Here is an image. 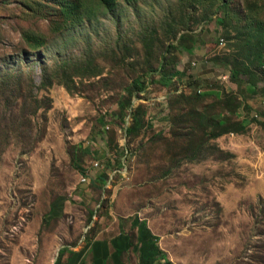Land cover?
Segmentation results:
<instances>
[{
    "label": "rangeland",
    "instance_id": "374dc122",
    "mask_svg": "<svg viewBox=\"0 0 264 264\" xmlns=\"http://www.w3.org/2000/svg\"><path fill=\"white\" fill-rule=\"evenodd\" d=\"M0 74V264H264V0H0Z\"/></svg>",
    "mask_w": 264,
    "mask_h": 264
},
{
    "label": "crops",
    "instance_id": "0c3cea01",
    "mask_svg": "<svg viewBox=\"0 0 264 264\" xmlns=\"http://www.w3.org/2000/svg\"><path fill=\"white\" fill-rule=\"evenodd\" d=\"M137 218L143 219L140 212L131 217L117 209L107 211L99 218L95 234L73 247L67 264H139L148 253Z\"/></svg>",
    "mask_w": 264,
    "mask_h": 264
},
{
    "label": "trees",
    "instance_id": "16d2710c",
    "mask_svg": "<svg viewBox=\"0 0 264 264\" xmlns=\"http://www.w3.org/2000/svg\"><path fill=\"white\" fill-rule=\"evenodd\" d=\"M0 78H1V83H3L5 81L4 75L0 74ZM17 84L21 87V82H18ZM5 94H6V91L3 90V95H5ZM11 115L12 116L10 118L9 115H8V111H6L2 107H0V116L3 118V120H6V121H10L11 120V122H14L15 121L14 110H12V109H11Z\"/></svg>",
    "mask_w": 264,
    "mask_h": 264
},
{
    "label": "built area",
    "instance_id": "2783aa9c",
    "mask_svg": "<svg viewBox=\"0 0 264 264\" xmlns=\"http://www.w3.org/2000/svg\"><path fill=\"white\" fill-rule=\"evenodd\" d=\"M95 165H100L98 160L95 162ZM83 179H85V177H83Z\"/></svg>",
    "mask_w": 264,
    "mask_h": 264
}]
</instances>
